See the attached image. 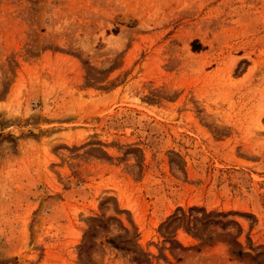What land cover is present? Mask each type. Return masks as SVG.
I'll use <instances>...</instances> for the list:
<instances>
[{"label": "rangeland", "instance_id": "obj_1", "mask_svg": "<svg viewBox=\"0 0 264 264\" xmlns=\"http://www.w3.org/2000/svg\"><path fill=\"white\" fill-rule=\"evenodd\" d=\"M0 264H264V0H0Z\"/></svg>", "mask_w": 264, "mask_h": 264}, {"label": "trees", "instance_id": "obj_2", "mask_svg": "<svg viewBox=\"0 0 264 264\" xmlns=\"http://www.w3.org/2000/svg\"><path fill=\"white\" fill-rule=\"evenodd\" d=\"M110 243H113L112 241H110ZM116 247V245H114Z\"/></svg>", "mask_w": 264, "mask_h": 264}]
</instances>
